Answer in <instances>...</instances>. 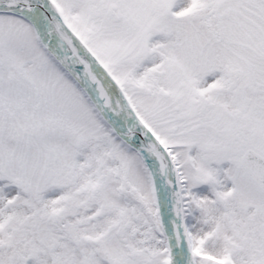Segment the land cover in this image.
<instances>
[{"label": "snow or ice", "instance_id": "snow-or-ice-1", "mask_svg": "<svg viewBox=\"0 0 264 264\" xmlns=\"http://www.w3.org/2000/svg\"><path fill=\"white\" fill-rule=\"evenodd\" d=\"M0 264H264V0H0Z\"/></svg>", "mask_w": 264, "mask_h": 264}]
</instances>
